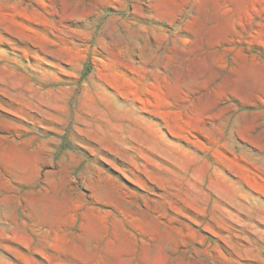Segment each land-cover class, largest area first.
<instances>
[{"label":"rangeland","instance_id":"obj_1","mask_svg":"<svg viewBox=\"0 0 264 264\" xmlns=\"http://www.w3.org/2000/svg\"><path fill=\"white\" fill-rule=\"evenodd\" d=\"M0 264H264V0H0Z\"/></svg>","mask_w":264,"mask_h":264}]
</instances>
